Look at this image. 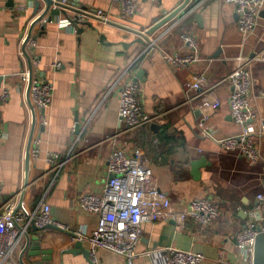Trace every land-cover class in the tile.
<instances>
[{
  "label": "crops",
  "instance_id": "obj_1",
  "mask_svg": "<svg viewBox=\"0 0 264 264\" xmlns=\"http://www.w3.org/2000/svg\"><path fill=\"white\" fill-rule=\"evenodd\" d=\"M182 2L141 0L138 12L125 17L110 0H70L75 10L105 11L110 23L90 20L93 28L84 27L82 34L72 27L61 29L56 21L66 19L63 15L53 17L52 23L37 25L33 55L40 59L38 74L52 83L55 91L52 106L38 115H43L47 124L36 120L23 209L35 212L42 203H48L57 222L71 232L91 234L97 228L98 215L80 209L78 198L101 192L109 178L107 163L114 145L128 141L140 152L142 163L149 165L175 210H185L197 198L216 201L219 207L217 219L208 226L193 219L183 225L175 221L145 223L137 251L171 247L203 254V264H248L236 249L235 236L245 228L251 212L260 220L258 196L264 195V62L251 70L255 117L246 125L254 128L250 138L261 159L252 166L244 156L223 151L216 140L239 136L245 130L246 126L231 116V86L221 80L235 70L239 58H250L264 48V7L256 29L246 35L237 29L233 5L224 0H192L188 9L152 34L155 51L138 41L141 38L136 32L149 30ZM44 9L42 3L37 10L35 0H0V97L8 94L0 104L4 133L0 141V207L12 201L18 206L25 184L33 115L25 104L23 76L29 72V63L22 55V46L32 22ZM190 11L194 16L188 18ZM70 16L74 15L70 12ZM187 33L196 39L197 58L192 67L179 70L167 62L164 53H187L183 38ZM197 74L207 86L214 87L217 108L203 105L201 95L188 86ZM128 82L139 83L144 115L153 121L126 139L113 141L122 130L120 90ZM202 124L210 137L202 135ZM49 154H57L58 163L65 164L56 168L57 164L48 163ZM31 227L27 231L34 235ZM64 238L45 245L53 250L51 263L45 264H93L84 254L62 255L75 243L66 235ZM25 243L24 237L8 264H19ZM83 246L90 250L88 243ZM96 256L99 264H128L104 249L97 250ZM24 260L29 263L27 254ZM134 264L157 263L144 255Z\"/></svg>",
  "mask_w": 264,
  "mask_h": 264
},
{
  "label": "built area",
  "instance_id": "obj_2",
  "mask_svg": "<svg viewBox=\"0 0 264 264\" xmlns=\"http://www.w3.org/2000/svg\"><path fill=\"white\" fill-rule=\"evenodd\" d=\"M110 1L120 9L125 17L134 16L138 12L141 2V0ZM224 1L235 7L238 15L237 29L246 35L254 32L264 7L263 0ZM52 2V8L57 10L72 8L70 0H52ZM42 3L44 4L43 1ZM77 10L81 12L76 14L88 21L110 23L108 15L103 10ZM67 11L75 14L69 9ZM56 22L61 29L72 27L67 19ZM47 23L48 18L46 17L39 24ZM136 34L150 50H156V41L152 35L148 34V30L138 31ZM183 38L188 47L187 53H164L167 62L179 70L192 67L198 53V44L194 36L187 33L183 35ZM35 47L36 38L32 36L25 53L22 51L23 56L26 54L31 59L32 65V73L29 70L23 76V82L27 86L26 91L29 90L25 104L29 110L33 107L36 120L40 119L45 125L47 122L43 115L40 117L38 115L52 106L55 87L52 83L39 77L40 59L33 55ZM260 62H264V48L250 58H239L235 70L221 80L231 86L229 99L231 116L235 122L243 126H246L255 117L251 105V94L254 88L251 70L255 64ZM55 67L57 68L59 65H55ZM188 86L201 95L203 105L212 109L219 106V100L214 96V87L207 86L202 76L194 75ZM7 97V92H4L0 97V104L5 102ZM119 117L122 130L113 137V141L119 138L126 139L134 131L152 123L153 118L144 115L139 83L128 82L121 88ZM202 126V135L210 137L208 128L204 127V124ZM253 133L254 128L249 125L239 136L223 138L216 142L223 151L242 155L250 165L254 166L259 162L261 156L259 148L250 138ZM3 138L4 133L0 128V141ZM58 158L57 154H49L47 161L50 164H57L56 168H59L65 162L58 163ZM107 171L109 178L101 192L85 193L78 198L80 209L98 215L97 228L91 234L71 232L67 226L57 222L52 218L51 207L48 203H42L35 212H28L23 208L15 212L17 206L14 201L3 204L0 207V264H8L12 260L15 250L24 238L25 231L32 223L38 228L55 226L60 230L73 233L75 242L88 243L90 259L93 264H99L96 256L99 249L117 254L124 258L128 264H134L140 256L144 255L151 257L157 264H203L205 262V256L200 253L171 247L138 252L137 247L142 239L143 225L148 222L175 221L183 225L187 220L193 219L202 226L210 225L219 215L216 201L197 198L191 200L185 210H175L169 196L157 185L149 165L142 163L140 152L128 141L114 145L107 163ZM1 190L0 184V193ZM258 200L261 202L258 208L260 220L255 219L256 212H251L247 225L235 236L236 249L248 264H253L257 236L260 233L264 234V195H259Z\"/></svg>",
  "mask_w": 264,
  "mask_h": 264
},
{
  "label": "water",
  "instance_id": "obj_3",
  "mask_svg": "<svg viewBox=\"0 0 264 264\" xmlns=\"http://www.w3.org/2000/svg\"><path fill=\"white\" fill-rule=\"evenodd\" d=\"M42 1L44 2V12L36 19L34 22H32L28 35L23 43L22 51L25 53L26 47L28 46V43L30 41V38L33 36L36 38L37 33L34 32L35 27L44 19L48 18V23H50L53 20V17L63 15L71 24L72 28H75L78 34H82L84 32V27L93 28L92 22L88 21L87 19H83L80 16H78L76 13H80L78 10H75L74 8H67V9H61L57 10L52 8L53 2L52 0H35L36 9L39 10ZM192 0H183L180 7H178L176 10L171 12L170 14L165 15L164 17L160 18L153 26L148 30V34L152 35L156 31H158L160 28L164 27L165 25L169 24L171 21H173L180 13H182L184 10L188 9L191 6ZM73 11L75 14L71 17L70 13L67 10ZM200 16H196V20L200 22ZM35 33V34H34ZM101 39H104V36L101 37ZM141 43L146 44L142 39L138 40ZM28 63H29V70L30 73H32V65H31V59L25 54ZM32 75V74H31ZM29 94V90L27 91V95ZM32 115H33V123H32V131L29 138L27 151H26V159H25V173H26V179L25 184L23 186V191H21L20 194V200L19 204L15 209V212L23 208V200L25 196V190L29 186V170H30V162H31V150H32V142H33V134L36 127V116L35 111L33 110V107H31ZM40 131H44V127L40 128ZM196 164V163H195ZM34 235H30L28 231H25L24 237L26 239L25 246L21 252L19 264H42V263H51L52 261V255L53 250L45 248V245L49 242H56L58 239H63L64 235L67 236V240H73V233L66 232L63 230H60L56 228L55 226L49 225L46 227L38 228L32 223L31 225ZM62 236V237H61ZM69 241V240H68ZM27 254L29 258V263H27L24 260V256ZM65 254H73V255H80L84 254L87 258L90 259V253L88 250H86L83 246V243L80 241H76L73 245V247L69 250H66L63 252L62 255ZM42 257L41 262L37 260V258ZM253 264H264V234L260 233L256 238V244H255V251H254V258H253Z\"/></svg>",
  "mask_w": 264,
  "mask_h": 264
},
{
  "label": "trees",
  "instance_id": "obj_4",
  "mask_svg": "<svg viewBox=\"0 0 264 264\" xmlns=\"http://www.w3.org/2000/svg\"><path fill=\"white\" fill-rule=\"evenodd\" d=\"M194 16V12L190 11L188 14H187V17L190 18V17H193Z\"/></svg>",
  "mask_w": 264,
  "mask_h": 264
},
{
  "label": "rangeland",
  "instance_id": "obj_5",
  "mask_svg": "<svg viewBox=\"0 0 264 264\" xmlns=\"http://www.w3.org/2000/svg\"><path fill=\"white\" fill-rule=\"evenodd\" d=\"M137 143L135 142V145H136Z\"/></svg>",
  "mask_w": 264,
  "mask_h": 264
}]
</instances>
